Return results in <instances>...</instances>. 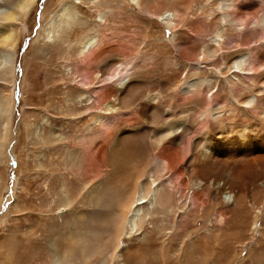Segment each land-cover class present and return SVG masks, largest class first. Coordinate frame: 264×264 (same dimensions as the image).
I'll use <instances>...</instances> for the list:
<instances>
[{
  "label": "rangeland",
  "instance_id": "374dc122",
  "mask_svg": "<svg viewBox=\"0 0 264 264\" xmlns=\"http://www.w3.org/2000/svg\"><path fill=\"white\" fill-rule=\"evenodd\" d=\"M151 1V10L144 11L135 0H37L13 51L0 48L13 59L9 74L0 69V143L7 123L10 137L8 146L0 148V264H46L49 258L64 262L69 239L81 232L78 225H90L92 213L107 211L102 203L91 202L106 177L111 176L116 191L119 182H132L145 172L144 189L152 184L156 198L168 193L170 206L164 213L156 203L144 206L118 247L108 245L90 264H264V208L257 211L247 196L238 199L241 208L235 209L216 188L222 182L221 166L230 163L242 170L255 154L221 152L214 166L197 170L195 153L204 142L191 141L200 127L197 113L206 109L211 93L222 90L216 74L226 71L236 80L232 72L243 66L248 72L255 48L264 46V41L241 46L246 33L259 29L264 0ZM60 8L74 16L64 32L57 27ZM167 8L172 10L161 17ZM85 36L94 39V46L82 57L78 49ZM99 54L96 65L87 67ZM118 66L129 75L124 92L115 81L106 84L98 77L102 69ZM258 67L264 69L262 62ZM85 70L95 72L89 82ZM204 83L212 85L201 106L190 94H181L186 84L192 91ZM145 107L148 112L142 111ZM250 116L248 121L207 124V134H235L242 124L255 121ZM105 117L116 121L114 127L90 134L89 127L96 130ZM180 118L187 120L188 129L176 143L157 147L164 124ZM113 151L118 156L112 162ZM205 172L211 175L203 176ZM246 172V178L255 174ZM196 179L206 186L196 189ZM261 202L258 197L253 204ZM82 232L94 239L89 226Z\"/></svg>",
  "mask_w": 264,
  "mask_h": 264
},
{
  "label": "bare ground",
  "instance_id": "6f19581e",
  "mask_svg": "<svg viewBox=\"0 0 264 264\" xmlns=\"http://www.w3.org/2000/svg\"><path fill=\"white\" fill-rule=\"evenodd\" d=\"M36 2L37 0H0V48L2 50L3 49L10 50L14 48L18 38L24 34L22 33V31L23 30L24 32L26 31L25 21L30 16L31 11L34 9L35 5L37 4ZM152 2L153 1L151 0H144L143 2H141V0L140 1L135 0V4L144 11L151 10L150 5H152L151 4ZM4 4L6 5V7L5 8L3 7L2 9V6ZM168 4H172V2ZM169 10L172 9L167 8L164 12H162L160 16L162 17V15L163 14L165 15V13H167ZM59 13H60L59 19L61 21L59 20L60 24L57 27L60 29L61 32H64V30H68V26H70L74 22L73 20L74 16L71 11H65L62 8H60ZM13 23L16 25V28L14 30L13 29L10 30L9 26L11 25L10 27H12ZM258 23L259 24L257 28L259 29L257 30L253 28L254 30H251V35L246 33L249 37L248 39L244 38L242 40L241 46H249L251 42L262 44V41H264V14L260 16ZM244 24L245 22L243 21V25ZM50 31H48V36ZM235 32H237V30H235ZM256 32H259V34L262 36V40H258V38L254 36V34H257ZM243 33L245 34L244 31ZM50 40L51 39H49V41ZM93 41L94 39L90 36H85L84 38H82V40L79 43L80 47L78 49L79 51L78 55H81L82 57H87L88 55H90L91 49L94 46ZM213 50L215 53H218L221 49L219 50L213 49ZM4 53L5 51L0 52V69H2L1 72L9 74L11 72L10 67L12 63L11 62L12 58L9 53L6 54ZM101 55L102 54L92 56V58H90L85 63L86 66L89 67L92 64L96 65L97 63L96 61L101 57ZM240 55L241 53L239 54V56ZM237 58L239 57L237 56L236 58H234V60H237ZM261 62L264 65L263 45H259V47L255 48V61L252 64L251 68H249L248 72L245 73L244 70H246L247 68L244 66L240 67V70L236 72L235 71L232 72L231 75H233L236 78V80L230 78L229 72L226 71L217 73L218 75L216 74V81L218 82L217 86L218 87L221 86L222 90L220 91V89H218L216 90L215 93H211L207 101L206 109L203 112L199 111L197 113L195 120L199 121L200 127H198L199 130L197 131V133H195L194 138L191 139V141H193V144L196 143L195 140L197 139L199 140V143L201 141L204 142V144L200 146L199 150L195 153L196 157L194 163H196L195 166H197L196 168L197 170L199 169L205 170L204 168H206L207 166L209 167L212 164L214 166V163L217 161L221 152H225L227 155L228 153L235 155L237 152L239 153L248 152L251 154H255V157H251L252 160L249 161V163L251 164L249 163L246 164L243 168H241L242 170L236 171V169L233 168L230 165V163L226 164V166H224L223 169H221L222 166L220 167V172H222V176H221L222 182H219L216 185L217 195L221 197L223 193L224 199L227 201V203L231 202L232 203L231 205L235 209L241 208V204L238 202V199L240 200L246 199L247 196L248 198H250V200H252L251 205L257 211H260L261 208H264V177L262 176V173L259 172V170L260 171L264 170V93H263L264 69L260 70L258 67V65L261 64ZM226 65L229 67V69L231 70L233 69L232 67L229 66V62H227ZM118 68L119 66L113 69H107L105 71L102 69V73H100L98 77L99 79H101V82L107 81L106 84H110L115 81L117 83L118 90H120V92H124L125 89H127L129 83V79H128L129 75L127 76L125 75V73L121 74L122 69L118 70ZM204 68H206V66H204ZM91 70L89 71L85 70L84 78L87 82H89L91 79L89 78L90 75L95 74V72H91ZM116 71L118 74L117 75L118 78L112 80L114 73ZM211 85L204 83L201 84V86L199 85V88L197 90L195 88L191 91L189 90V87H191L192 85L186 84L184 87H182L181 94L182 95L190 94L191 95L190 98L195 101V105L197 107L198 104L200 103L202 104L204 97L203 93L205 91L206 93L210 92ZM105 96L106 93H102L101 98L105 99L104 98ZM251 98H254L256 100L255 102L256 104L254 103V101L251 100ZM154 99L155 98L153 97L152 100ZM120 102L122 104L127 103V101L124 99H121ZM153 104L151 103L152 106ZM6 107H7L6 111H9L11 106L10 104H6ZM106 107L111 112L112 111L119 112V110L114 109L113 106L106 105ZM147 107L143 108L142 111L148 112L150 107L149 108ZM152 109L154 108L152 107ZM88 110L89 108L86 107L85 111L87 112ZM3 112L4 111H2V113ZM251 112L255 113L256 116L252 117ZM236 115L239 116L235 117ZM248 115H251L249 117L251 118V120L255 118L254 119L255 121L252 120L253 122H251L250 126H247L246 124H242L241 126H239L236 122L237 124L236 126H239L240 128H238L239 129L238 131L236 130L237 132L235 134L225 132V133H221L220 136L216 138L213 137L214 136L213 134H212L213 136H210L209 133L207 134L208 132L206 130L207 124H219V125H224L226 123L229 124L230 121L235 118H238L235 121L238 120L248 121L247 120L248 118H246ZM239 117L241 118L239 119ZM115 122L114 119H110L107 117L102 118L98 126H96L95 128L96 130L92 128L93 126L91 128L89 127V129H91L90 134L97 136L102 134L105 130H108L109 128H110L109 130H111L114 127L111 126ZM8 126H9L8 123L4 125L6 136L4 138L3 143H0V145H2L0 146V148L2 147L6 148L9 144L10 137H9V133L7 132V130L9 131ZM249 128H251L250 132H249ZM187 129H188L187 120L184 118L168 121L164 124L163 128L161 129L162 130L161 136L159 137V141H156L155 144L157 145V147H161L165 143L174 144L176 143L177 140H179L180 136H182L183 131ZM117 156L118 154L115 155L113 151V154L111 156L112 162L113 160L117 159ZM219 160L221 159L219 158ZM230 166L232 168H230ZM249 169H251L252 173L255 174L253 177L250 175L249 178H246L248 176L245 173H248L246 171H248ZM202 170L200 171L201 173L203 172ZM209 170L210 169H208V171ZM207 173L208 172H205L203 176H206ZM146 174L147 172H145V174H142L140 176H136V178L132 182L130 181V179H127L124 182H119V186L116 191H113L114 183L110 181L111 176H109L108 178L106 177L107 180L106 185L103 186L104 188H100L101 190L97 188L100 191L98 190L95 193L91 194V202L92 203L94 202L96 204L102 203V205L107 208V211L101 212L99 210L100 213L95 215V217L93 216L94 214L92 213L90 225H87L85 223H82V225H78L79 227H81L80 229L81 232L76 231V234H74L69 239L68 242L69 247L66 249V252L64 253L65 260L64 262L61 261V263L59 264H90L93 258L101 256L103 254V252L108 248V245H113L115 247L119 245L120 240L130 233V230L128 231V223L132 221L134 222L136 221L137 217H139L140 215L139 214L140 209H142L144 206L146 207L152 206V204L156 203L159 209H161L163 213L165 212V210H167V207L170 206V200H171L169 194L166 192H162V194H160V196L156 198L152 184L148 187L149 188L148 190L144 189L142 182L147 177ZM206 177H208V175ZM243 177L246 178L247 182L245 181L244 183V180L242 179ZM256 179H262V182L256 183L255 181ZM193 183H194L193 186L196 187V189L198 190H201L203 186H206L205 184L206 182L197 181V179ZM209 184L212 185L213 183L210 182ZM245 185L246 188H243L245 187ZM258 197L262 199V202L261 204H259L260 206L255 207L253 203L254 200L257 199ZM148 209L149 208H147V210ZM145 219L146 217L143 216L140 219V221L143 222L145 221ZM87 226L91 228V232H92L91 235L94 236V239L86 235L84 236L86 232L83 233L82 230L84 229V227ZM46 264H55V263L52 258H49Z\"/></svg>",
  "mask_w": 264,
  "mask_h": 264
}]
</instances>
